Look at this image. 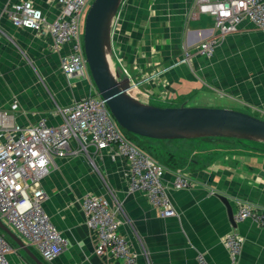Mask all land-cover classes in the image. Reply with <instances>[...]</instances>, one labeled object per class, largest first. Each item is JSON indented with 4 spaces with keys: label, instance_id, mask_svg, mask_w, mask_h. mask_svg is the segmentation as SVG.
<instances>
[{
    "label": "crops",
    "instance_id": "obj_1",
    "mask_svg": "<svg viewBox=\"0 0 264 264\" xmlns=\"http://www.w3.org/2000/svg\"><path fill=\"white\" fill-rule=\"evenodd\" d=\"M25 1L49 23L64 16L60 0H0V129L42 120L58 127L64 122L59 109L98 95L91 74L63 72L61 62L72 44L56 48L47 30L13 24L12 6ZM194 2L124 0L113 27L117 68L139 82L134 95L146 103L233 109L263 118L264 31L245 19L219 40L212 57L195 55L181 63L186 48L216 34L211 17L190 19ZM151 145L180 158L179 169L192 181L190 188L176 190L178 169L166 167L163 182L175 216L161 217L145 193L129 192L130 166L115 147L77 153L73 142L42 180L45 211L68 246L52 262L31 248L36 255L45 264H122L110 253L96 254L98 237L83 208V199L94 195L109 202L136 264H198L200 257L207 264H264L263 228L252 219L233 223L220 197L229 200L234 220L237 201L264 210V144L196 139ZM231 232L244 241L235 260L225 245ZM11 258L13 264H35L22 250Z\"/></svg>",
    "mask_w": 264,
    "mask_h": 264
},
{
    "label": "built area",
    "instance_id": "obj_2",
    "mask_svg": "<svg viewBox=\"0 0 264 264\" xmlns=\"http://www.w3.org/2000/svg\"><path fill=\"white\" fill-rule=\"evenodd\" d=\"M64 16L52 23L30 1L12 6L9 16L17 27L42 32L47 30L56 48L72 44V52L61 62L68 76L90 74L85 56L83 25L94 0H60ZM207 15L214 20L216 34L199 44L186 48L179 62L190 61L195 55L210 58L221 38L235 32L239 24L248 19L264 31V0H195L190 19ZM63 124L49 126L45 120L34 126L5 125L0 129V219L30 248L35 249L45 262L55 260L68 246V241L51 221L44 208L46 200L42 180L51 170L56 158H65L71 144H78L77 153L97 152L115 147L117 153L129 163V192H143L161 217L175 216V210L165 188L163 177L166 167L139 150L127 138L112 117L98 93L59 109ZM261 118V117H260ZM264 119V115L263 118ZM192 181L178 169L174 188L188 189ZM235 221L254 220L264 230V210L237 201ZM83 208L90 229L96 232V254L110 253L122 264H136V255L120 233V223L109 202L98 196L83 199ZM243 238L231 232L225 245L233 260L243 246ZM15 248L0 232V264H11ZM198 264H207L200 257Z\"/></svg>",
    "mask_w": 264,
    "mask_h": 264
},
{
    "label": "water",
    "instance_id": "obj_3",
    "mask_svg": "<svg viewBox=\"0 0 264 264\" xmlns=\"http://www.w3.org/2000/svg\"><path fill=\"white\" fill-rule=\"evenodd\" d=\"M123 2L94 0L84 21V49L89 71L119 127L128 133L161 141L222 138L264 144V120L251 114L225 108L160 107L134 95L139 82H133L113 60V27ZM220 197L234 223L229 200ZM0 230L35 264H45L1 219Z\"/></svg>",
    "mask_w": 264,
    "mask_h": 264
},
{
    "label": "trees",
    "instance_id": "obj_4",
    "mask_svg": "<svg viewBox=\"0 0 264 264\" xmlns=\"http://www.w3.org/2000/svg\"><path fill=\"white\" fill-rule=\"evenodd\" d=\"M253 116L260 118L259 116H256V115H253ZM260 119H262V118H260ZM124 133L127 136V138L129 140H131L136 145V147L139 150H141L143 153L149 155L152 159H154L156 162L160 163L164 167H172L173 169H179L183 166L180 158L174 156L172 153H170L168 151H161V150H159V149H157L151 145L152 142L161 141V140H153V139L137 136V135L128 133L126 131H124ZM202 139H208L209 140L210 138H202ZM219 140H222V138ZM236 141H239V140H236ZM0 232L2 234H4L1 230H0ZM5 236H6L7 240L11 243V245H13L12 244L13 241L7 235H5ZM13 246L15 248H18L16 244ZM24 255L27 256V258H29V260H31L27 254L24 253Z\"/></svg>",
    "mask_w": 264,
    "mask_h": 264
},
{
    "label": "rangeland",
    "instance_id": "obj_5",
    "mask_svg": "<svg viewBox=\"0 0 264 264\" xmlns=\"http://www.w3.org/2000/svg\"><path fill=\"white\" fill-rule=\"evenodd\" d=\"M114 60V59H113ZM114 63H115V61H114ZM116 67V66H115ZM153 103H154V101H153ZM157 103H155L154 105H156ZM160 105V107H165V105L164 104H157V106H159ZM191 105V104H190ZM199 107V106H198ZM200 107H202V106H200ZM209 107V106H208ZM209 108H214V107H209ZM124 132V131H123ZM194 140H196V139H194ZM173 141H176V140H173ZM245 142H248V141H245ZM12 244L13 245H15L13 242H12ZM15 248V247H14ZM17 250H20L19 248H15V251H17ZM10 262H11V264H13L12 263V258H11V256H10Z\"/></svg>",
    "mask_w": 264,
    "mask_h": 264
},
{
    "label": "bare ground",
    "instance_id": "obj_6",
    "mask_svg": "<svg viewBox=\"0 0 264 264\" xmlns=\"http://www.w3.org/2000/svg\"><path fill=\"white\" fill-rule=\"evenodd\" d=\"M115 64V63H114ZM231 140V139H230ZM108 256V255H107Z\"/></svg>",
    "mask_w": 264,
    "mask_h": 264
}]
</instances>
